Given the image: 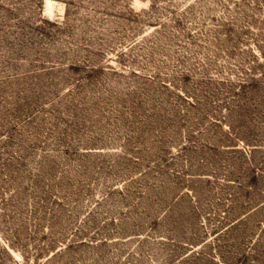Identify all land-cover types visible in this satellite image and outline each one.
Here are the masks:
<instances>
[{
	"label": "rangeland",
	"instance_id": "obj_1",
	"mask_svg": "<svg viewBox=\"0 0 264 264\" xmlns=\"http://www.w3.org/2000/svg\"><path fill=\"white\" fill-rule=\"evenodd\" d=\"M0 264H264V0H0Z\"/></svg>",
	"mask_w": 264,
	"mask_h": 264
}]
</instances>
